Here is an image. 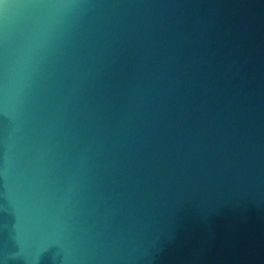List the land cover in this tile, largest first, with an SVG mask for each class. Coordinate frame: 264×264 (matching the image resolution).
<instances>
[{
	"label": "water",
	"instance_id": "water-1",
	"mask_svg": "<svg viewBox=\"0 0 264 264\" xmlns=\"http://www.w3.org/2000/svg\"><path fill=\"white\" fill-rule=\"evenodd\" d=\"M0 264H264V0H0Z\"/></svg>",
	"mask_w": 264,
	"mask_h": 264
}]
</instances>
